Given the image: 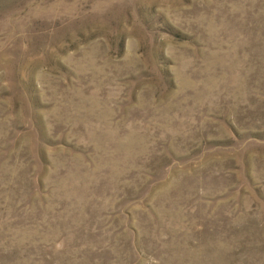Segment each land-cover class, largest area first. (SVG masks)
I'll return each mask as SVG.
<instances>
[{
    "label": "rangeland",
    "instance_id": "1",
    "mask_svg": "<svg viewBox=\"0 0 264 264\" xmlns=\"http://www.w3.org/2000/svg\"><path fill=\"white\" fill-rule=\"evenodd\" d=\"M0 264H264V0H0Z\"/></svg>",
    "mask_w": 264,
    "mask_h": 264
}]
</instances>
